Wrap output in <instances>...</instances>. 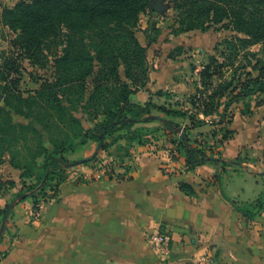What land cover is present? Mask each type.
Here are the masks:
<instances>
[{"label": "trees", "instance_id": "trees-1", "mask_svg": "<svg viewBox=\"0 0 264 264\" xmlns=\"http://www.w3.org/2000/svg\"><path fill=\"white\" fill-rule=\"evenodd\" d=\"M150 1L18 0L2 8L0 23L14 37L7 55L0 53V165L7 153L11 164L22 170L21 177L31 180H24L15 196L30 193L36 203L49 199L53 193L48 191H57L67 169L100 160L97 154L85 158L71 154L90 142L107 149V137L121 131L129 142H143L149 132L144 124L157 119L165 125L162 136L176 142L173 157L186 153L185 169L208 160L221 161L224 169L242 163L222 158L220 146L232 133L228 125L233 105L243 101L242 112L251 113L252 100L262 102L264 0H170L177 11L175 34L211 28L232 32L202 63L196 90L188 98L191 108L166 91L159 94L172 100L162 104L132 99L148 84V49L158 40L152 33L158 29L156 21L145 29L147 44L137 35L140 14L157 13L149 8ZM258 44L260 49L254 50ZM25 59L40 66L51 62L54 69L28 94L20 88ZM80 109L92 123L89 129L75 113ZM14 114L27 121H16ZM208 123L213 125L209 136L199 139L194 130ZM121 155L114 159L122 161ZM218 178L222 181L221 174ZM14 185L12 179L0 180V189ZM181 186L188 194L195 192L188 183ZM233 203L245 216L262 213L264 189L253 201Z\"/></svg>", "mask_w": 264, "mask_h": 264}, {"label": "crops", "instance_id": "crops-1", "mask_svg": "<svg viewBox=\"0 0 264 264\" xmlns=\"http://www.w3.org/2000/svg\"><path fill=\"white\" fill-rule=\"evenodd\" d=\"M195 30L209 43L215 38L210 29ZM223 38L210 43L213 51ZM141 41L147 44V39ZM157 41L148 49L152 64L148 84L132 99L162 104L172 100L159 94L166 91L191 108L188 98L208 57L199 65L190 60L192 72L182 76L175 64L177 56L170 54L167 59L151 54ZM260 98L258 105L252 100L251 113L242 112L243 101L233 105L228 125L232 133L221 144L220 156L243 161L227 169L219 160L185 169L186 153L173 157L176 142L162 136L165 125L157 119L144 124L149 132L143 142H129L121 131L107 137V149L90 142L80 150L83 158L122 154L128 164L114 174L96 177L98 159L71 166L57 191H48L52 197L36 203L30 193L15 196L23 181L31 180L21 177L22 170L11 164L6 153L0 180L12 179L15 185L0 189V252L4 254L0 264H198L204 254L213 255L216 264H264V211L248 217L233 203L253 201L264 189V94ZM83 123L87 129L92 126L86 118ZM212 128L208 123L194 132L202 139ZM210 142H214L211 137ZM182 183L195 192L186 193ZM155 230L170 238L167 256L155 252L148 240Z\"/></svg>", "mask_w": 264, "mask_h": 264}, {"label": "rangeland", "instance_id": "rangeland-1", "mask_svg": "<svg viewBox=\"0 0 264 264\" xmlns=\"http://www.w3.org/2000/svg\"><path fill=\"white\" fill-rule=\"evenodd\" d=\"M17 1L18 0H0V12L5 5L12 6ZM165 2L168 4V7L164 10V12L157 11V13L153 14V16H151L152 14H149V11L140 14L137 35L141 40L147 39L145 29L148 26V23L156 21L158 29L152 30V33L157 35L158 41L151 47V54L153 56H156L157 58H162L166 56L167 59L170 54H174L175 56H177L174 59L175 64L178 66V70H180L182 76H184V73L190 76V73L192 72L191 64L189 63L190 60H194V63L199 65L204 60H206L209 53L213 51L210 46V43L215 40V38H223L225 34L229 36L232 34V32L226 29L216 31L214 30V28H211L209 30L213 34H211V36L215 38H213V40H210V43L208 42V40L202 37V34L200 35L199 30H193L189 33L176 35L174 33V28H176L177 26V23L175 21L177 18V11L175 10L174 5L173 3H171L170 0H165ZM13 37L14 34L7 27L3 26L0 23V53H3L4 56L7 55L6 52L11 49L10 40ZM192 40L194 41V43H189L192 42ZM172 44L174 45V47H172ZM180 45L183 47H177ZM260 47L261 45L258 44L253 48L254 50H259ZM22 69L23 78L20 83V88L24 91L25 94H28L29 90L31 89L33 90L38 88V80L50 77L54 70L51 62L46 64L45 66H40L31 64L30 61L27 59L22 60ZM186 70H189V72H186ZM91 90L92 85H88L87 93L89 94ZM75 113L82 119L86 117L81 109L76 110ZM14 117L17 121H27L25 117L19 116L17 114H15ZM85 124H87V122H85ZM81 154L82 152L78 151L74 154H71V157L76 158L79 157ZM100 159L108 160L110 159V157H102Z\"/></svg>", "mask_w": 264, "mask_h": 264}, {"label": "built area", "instance_id": "built-area-1", "mask_svg": "<svg viewBox=\"0 0 264 264\" xmlns=\"http://www.w3.org/2000/svg\"><path fill=\"white\" fill-rule=\"evenodd\" d=\"M128 164L127 159L122 161H117L114 158L108 160H99L95 163L94 167L96 168L95 176L103 177L107 175L114 174L119 167ZM148 240L150 241L152 248L155 252L161 254L162 256H167L170 252V238L163 234L159 230H155L148 235ZM4 254L0 252V263L3 260ZM198 264H216L213 255L204 254L201 256Z\"/></svg>", "mask_w": 264, "mask_h": 264}, {"label": "water", "instance_id": "water-1", "mask_svg": "<svg viewBox=\"0 0 264 264\" xmlns=\"http://www.w3.org/2000/svg\"><path fill=\"white\" fill-rule=\"evenodd\" d=\"M168 7V4L165 2V0H151L149 2V8L158 11V12H164V10ZM2 98V94H0V100ZM7 214L4 215L3 222H2V229L5 227Z\"/></svg>", "mask_w": 264, "mask_h": 264}]
</instances>
